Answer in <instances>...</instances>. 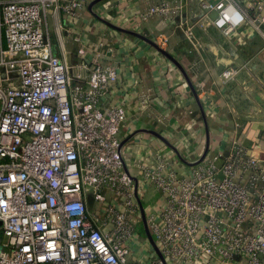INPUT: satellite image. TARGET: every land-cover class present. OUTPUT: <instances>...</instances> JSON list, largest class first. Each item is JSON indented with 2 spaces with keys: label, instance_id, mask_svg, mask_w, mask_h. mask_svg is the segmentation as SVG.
I'll return each instance as SVG.
<instances>
[{
  "label": "built area",
  "instance_id": "2783aa9c",
  "mask_svg": "<svg viewBox=\"0 0 264 264\" xmlns=\"http://www.w3.org/2000/svg\"><path fill=\"white\" fill-rule=\"evenodd\" d=\"M57 1L0 0V264H138L139 188L120 140L126 108H101L110 66L74 83L53 54L44 19ZM80 5L60 8L73 14ZM201 9L217 11L227 35L264 28V0H201ZM169 11L178 7L150 9ZM186 35L198 43L191 26ZM142 169L162 195L146 220L167 264H264V155L237 138L190 178L163 165ZM88 194L103 208L91 212ZM140 264L164 263L155 252Z\"/></svg>",
  "mask_w": 264,
  "mask_h": 264
},
{
  "label": "crops",
  "instance_id": "0c3cea01",
  "mask_svg": "<svg viewBox=\"0 0 264 264\" xmlns=\"http://www.w3.org/2000/svg\"><path fill=\"white\" fill-rule=\"evenodd\" d=\"M68 1L47 8L45 37L53 54L69 65L74 83L84 82L98 64L113 69L101 108H126L122 156L126 168L137 175L138 205L145 213L160 208L162 195L144 181L143 167L163 165L190 178L202 161L230 149L237 138L264 155V120H242L235 76L224 75L235 68L229 57L262 30L240 26L227 35L218 12L202 10L201 0H100L93 6L96 0H76L81 5L73 14L60 8ZM161 4L178 11L150 12ZM190 26L197 44L186 35ZM0 48H6L1 36ZM87 198L91 212L103 208L93 194ZM108 200H113L111 193ZM142 240L140 236L131 243L132 261L138 264L156 252Z\"/></svg>",
  "mask_w": 264,
  "mask_h": 264
},
{
  "label": "rangeland",
  "instance_id": "374dc122",
  "mask_svg": "<svg viewBox=\"0 0 264 264\" xmlns=\"http://www.w3.org/2000/svg\"><path fill=\"white\" fill-rule=\"evenodd\" d=\"M262 33L228 56L235 66L232 75L236 83L234 92L243 121L258 117L264 120V30ZM138 231L142 241L148 245L147 249H151L143 217L138 221Z\"/></svg>",
  "mask_w": 264,
  "mask_h": 264
},
{
  "label": "water",
  "instance_id": "95a60500",
  "mask_svg": "<svg viewBox=\"0 0 264 264\" xmlns=\"http://www.w3.org/2000/svg\"><path fill=\"white\" fill-rule=\"evenodd\" d=\"M98 1H100V0H96L94 3H92V6L96 3V2H98ZM146 39V38H145ZM159 50L163 53V54H165L167 57H169L171 60H173L180 68H181V65L179 64V62L171 55V54H169L167 51H165V50H163V49H161V48H159ZM181 70L183 71V69L181 68ZM121 148H122V144H121ZM203 158H204V156H202ZM202 158V159H203ZM142 217H143V222H144V226H145V231H146V233H147V236H148V238H149V240L151 241V243H152V245L154 246V248H155V250H156V252L161 256V258H162V260H163V263L164 264H167L166 263V261L164 260V258H163V256L161 255V253H160V251H159V249L157 248V246H156V244H155V241H154V239H153V237H152V235H151V232H150V230H149V228H148V224H147V220H146V213H145V211H144V208H142Z\"/></svg>",
  "mask_w": 264,
  "mask_h": 264
}]
</instances>
